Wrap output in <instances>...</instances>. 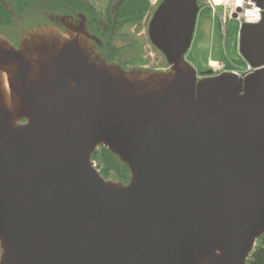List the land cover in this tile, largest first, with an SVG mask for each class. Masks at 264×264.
<instances>
[{"label": "water", "instance_id": "water-1", "mask_svg": "<svg viewBox=\"0 0 264 264\" xmlns=\"http://www.w3.org/2000/svg\"><path fill=\"white\" fill-rule=\"evenodd\" d=\"M198 11H154L167 71L108 63L83 14L18 48L0 36V264L247 263L264 235V16L237 33L252 73L198 77ZM99 147L128 183L100 175Z\"/></svg>", "mask_w": 264, "mask_h": 264}, {"label": "trees", "instance_id": "trees-1", "mask_svg": "<svg viewBox=\"0 0 264 264\" xmlns=\"http://www.w3.org/2000/svg\"><path fill=\"white\" fill-rule=\"evenodd\" d=\"M114 3L115 0H108L106 10L101 12L89 0H0V33L3 30L12 28L15 19L21 18L30 21V18H33V11L67 16L83 14L87 20V31L91 35L97 36L101 41V55L109 63L125 48L135 45L133 43L120 48L116 46L115 41L118 32L125 27H140L148 11V3L145 0H123L118 9L112 13L111 8ZM198 3H200V0H198ZM193 53L194 50L191 47L186 54V60L189 58L194 60ZM143 61L142 55H140L136 61H132L131 65L136 70H141L140 65ZM163 61L166 64L164 57ZM222 62L226 71H233L236 66L245 65L240 56L238 59L227 57V60ZM92 156L91 160L94 167L104 179H111L124 184L128 183L129 170L126 165L119 161L118 157L103 147L97 148ZM255 243L256 246L246 264H264V235Z\"/></svg>", "mask_w": 264, "mask_h": 264}, {"label": "rangeland", "instance_id": "rangeland-1", "mask_svg": "<svg viewBox=\"0 0 264 264\" xmlns=\"http://www.w3.org/2000/svg\"><path fill=\"white\" fill-rule=\"evenodd\" d=\"M97 10L104 12L108 6V0H89ZM33 18L29 20L25 19H15L14 26L10 29L3 30L0 33L1 37L12 39L13 41H18L22 36L28 32L34 26L39 24H44L47 21V13H39L33 11ZM32 20V21H31ZM150 18H147L146 22L144 18L139 26L125 27L118 32L116 37L115 45L124 47L129 44H135L133 47L125 48L119 58H123L124 61H136L140 55H142L143 63L140 65L141 70L149 71H161L166 67V64L163 61L162 54L157 51L149 42L147 35V28ZM22 23V24H21ZM208 21L206 18H197L196 27L194 31L193 40H192V49L194 50L193 57L194 60H190L189 63L193 65L198 70L203 72L207 70H212L213 75L224 72L223 69H220L218 66L222 61H226L227 57L229 59H238L237 45H236V35L232 33V25H230L229 33L226 37V42H229L232 39V47L228 48L226 44L227 57L222 51V38H217L216 41H211L209 26L207 25ZM23 26V27H22ZM33 26V27H32ZM40 27V26H39ZM25 29V30H24ZM214 45V46H213ZM185 55V59H186ZM187 60V61H188ZM242 66V65H240ZM158 69V70H157ZM231 72V71H227Z\"/></svg>", "mask_w": 264, "mask_h": 264}, {"label": "built area", "instance_id": "built-area-1", "mask_svg": "<svg viewBox=\"0 0 264 264\" xmlns=\"http://www.w3.org/2000/svg\"><path fill=\"white\" fill-rule=\"evenodd\" d=\"M148 3V11L144 16V21L152 16L153 12L157 9L162 0H145ZM197 4L199 7L197 18H206L209 26V33L211 41L214 42L217 38H222L221 46L224 55L227 54L226 50V37L229 33L230 25H232V33L236 35V45L238 44V34L241 26L245 24H258L264 16V3L262 6L253 0H200ZM228 48L232 47V39L229 42ZM214 46V45H213ZM224 69L223 62L218 66ZM169 65L166 64L165 68L159 70H168ZM158 70V69H157ZM254 70L249 66H236L231 72L245 76L252 73Z\"/></svg>", "mask_w": 264, "mask_h": 264}, {"label": "flooded vegetation", "instance_id": "flooded-vegetation-1", "mask_svg": "<svg viewBox=\"0 0 264 264\" xmlns=\"http://www.w3.org/2000/svg\"><path fill=\"white\" fill-rule=\"evenodd\" d=\"M63 16L67 17V15L47 14V21H45L44 24H39L37 27H39V26H53V27L57 28L58 30H60L62 33H66V31H67L66 26L64 25L63 22L58 20V17H63ZM10 41L15 48H18V44L20 42V39L17 42L13 41L12 39H10ZM101 49H102V44L95 45V51L97 50L96 52H99L101 54V52H100ZM120 54L116 58L110 60L109 63L119 65L120 67H122L124 69V71H130V70L136 69L131 65L132 64L131 61H124L123 58L120 59L119 58ZM203 76H205L204 72L199 70L198 71V77H203Z\"/></svg>", "mask_w": 264, "mask_h": 264}]
</instances>
